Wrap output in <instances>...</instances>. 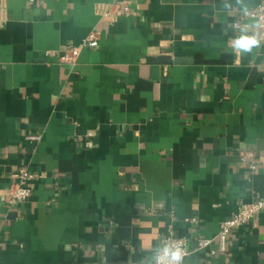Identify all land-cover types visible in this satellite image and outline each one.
<instances>
[{"label": "crops", "instance_id": "1", "mask_svg": "<svg viewBox=\"0 0 264 264\" xmlns=\"http://www.w3.org/2000/svg\"><path fill=\"white\" fill-rule=\"evenodd\" d=\"M112 1L0 0V264H151L169 231L187 264H264V213L210 253L264 195V37L229 45L264 0H118L129 14L99 22ZM21 168L31 193L10 206Z\"/></svg>", "mask_w": 264, "mask_h": 264}, {"label": "built area", "instance_id": "2", "mask_svg": "<svg viewBox=\"0 0 264 264\" xmlns=\"http://www.w3.org/2000/svg\"><path fill=\"white\" fill-rule=\"evenodd\" d=\"M42 1L44 0H29L31 3ZM96 10L99 22L105 24H113L122 16L129 14L128 5H121L118 0H113L110 3H99L97 4ZM252 24H254L252 33H258L261 38L264 37V2L259 3L250 9L239 11L235 20L232 22V27L236 30H240V28L248 26L250 30ZM101 34V29L93 28L78 44L66 46V48L58 56L59 64L64 66H73L77 61L81 49L83 47H96ZM29 138L38 140L40 139V136L38 134L30 135ZM249 157L252 158V153L250 151H244L241 153L242 160L245 161ZM250 168L252 170L256 168V164L253 161L250 164ZM15 177L16 181L11 184L9 189L8 204L10 206L20 204L29 197L31 193L29 183L34 176L26 168H21L15 174ZM260 213H264V195L257 196L251 202L241 204L235 213L220 223L218 233L214 238L217 243L216 248L211 249L210 253L215 254L218 252H224L226 250L230 230L234 227L245 226L253 221ZM212 242L213 238H197L193 251L210 248ZM164 243L178 244L183 252L182 264H187L186 258L191 252L188 249L185 238L177 237L173 234V232L169 231V233L163 237L159 247H161ZM151 264H154V262Z\"/></svg>", "mask_w": 264, "mask_h": 264}, {"label": "clouds", "instance_id": "3", "mask_svg": "<svg viewBox=\"0 0 264 264\" xmlns=\"http://www.w3.org/2000/svg\"><path fill=\"white\" fill-rule=\"evenodd\" d=\"M240 34L229 42L231 49L237 54L250 53L261 44L258 33L249 34L248 26L240 28ZM183 252L178 244L164 243L156 251L152 261L154 264H182Z\"/></svg>", "mask_w": 264, "mask_h": 264}]
</instances>
